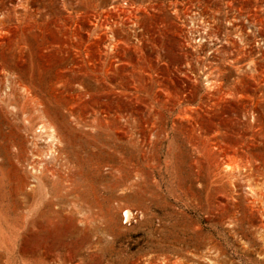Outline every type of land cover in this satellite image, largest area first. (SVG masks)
<instances>
[{
  "label": "rangeland",
  "instance_id": "1",
  "mask_svg": "<svg viewBox=\"0 0 264 264\" xmlns=\"http://www.w3.org/2000/svg\"><path fill=\"white\" fill-rule=\"evenodd\" d=\"M0 264H264V0H0Z\"/></svg>",
  "mask_w": 264,
  "mask_h": 264
},
{
  "label": "bare ground",
  "instance_id": "2",
  "mask_svg": "<svg viewBox=\"0 0 264 264\" xmlns=\"http://www.w3.org/2000/svg\"><path fill=\"white\" fill-rule=\"evenodd\" d=\"M26 114V113H25ZM36 128H41V129H47L48 127L46 125H43L42 122H37V120L32 119L31 120V125H30V131L35 132ZM50 138H51V143H53V152L56 154H61L62 153V149L60 147V143H59V138L56 135V133L53 130V127H50ZM60 137V136H59ZM53 160H58V156H55ZM42 168V167H41ZM47 171H49V169H47ZM52 173L54 175H57V173L55 171H52ZM133 215V214H132ZM131 218V212H129L128 210L125 213V221H129V219Z\"/></svg>",
  "mask_w": 264,
  "mask_h": 264
}]
</instances>
